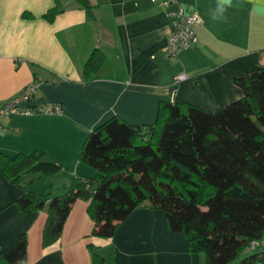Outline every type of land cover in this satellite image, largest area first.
<instances>
[{"label": "crops", "instance_id": "1", "mask_svg": "<svg viewBox=\"0 0 264 264\" xmlns=\"http://www.w3.org/2000/svg\"><path fill=\"white\" fill-rule=\"evenodd\" d=\"M179 1L203 21L196 27L197 43L169 59L165 46L172 27L165 9L150 0H88V9L75 0H0V106L38 80L28 104L62 107L58 114L13 115L0 122V152L38 149L44 160L61 166L45 177L25 175L22 186L0 174V251L25 234L26 264H93L92 252L102 264H203L183 233L169 232L160 209L136 208L104 238L93 234L89 200L79 198L57 241L43 246L46 210L21 212L16 204L26 189L58 194L74 174L92 175L79 159L81 146L92 128L113 115L149 124L163 102L214 110L241 97L234 79L264 68V0ZM56 3L60 10L49 21L43 14ZM96 48L111 69L84 81L82 65ZM180 73L187 77L176 82Z\"/></svg>", "mask_w": 264, "mask_h": 264}, {"label": "trees", "instance_id": "2", "mask_svg": "<svg viewBox=\"0 0 264 264\" xmlns=\"http://www.w3.org/2000/svg\"><path fill=\"white\" fill-rule=\"evenodd\" d=\"M75 1L90 7L88 0ZM59 10L56 3L43 17L51 21ZM110 69L96 48L82 65L83 80ZM234 83L241 97L214 110L167 101L153 123L113 115L92 128L79 152L92 175L74 174L58 194L26 189L16 200L21 212L46 210L43 246L57 241L80 198L89 200L96 236L111 237L133 210L149 207L164 211L169 232L183 233L203 264H264V248L246 253L251 243L255 248L264 241V68ZM60 167L44 160L42 150L0 152V174L17 186L27 174L41 178ZM26 252L22 234L0 251V264H21ZM91 255L93 264H102L101 256Z\"/></svg>", "mask_w": 264, "mask_h": 264}, {"label": "built area", "instance_id": "3", "mask_svg": "<svg viewBox=\"0 0 264 264\" xmlns=\"http://www.w3.org/2000/svg\"><path fill=\"white\" fill-rule=\"evenodd\" d=\"M160 4L165 9L172 31L168 36L165 46L166 55L169 59H176L186 48L197 43L196 27L202 23V16L197 10L187 12L179 0H150ZM187 75L180 73L176 76V82L185 79ZM55 81V80H53ZM40 81L33 80L28 83L20 93L8 103L0 106V122L3 118L13 115H35V114H58L62 107L58 103L45 105H29V101ZM257 242L251 243V247ZM21 264H26L25 262Z\"/></svg>", "mask_w": 264, "mask_h": 264}, {"label": "rangeland", "instance_id": "4", "mask_svg": "<svg viewBox=\"0 0 264 264\" xmlns=\"http://www.w3.org/2000/svg\"><path fill=\"white\" fill-rule=\"evenodd\" d=\"M262 248H264V241H262V243L255 248L249 247V249L246 251V253L255 252V251L260 250Z\"/></svg>", "mask_w": 264, "mask_h": 264}, {"label": "clouds", "instance_id": "5", "mask_svg": "<svg viewBox=\"0 0 264 264\" xmlns=\"http://www.w3.org/2000/svg\"><path fill=\"white\" fill-rule=\"evenodd\" d=\"M227 3H229V0H222V5H223V4H227ZM223 10H224V9H223V7L221 6V7L219 8V11H220V12H223ZM214 18H216V17L214 16Z\"/></svg>", "mask_w": 264, "mask_h": 264}]
</instances>
